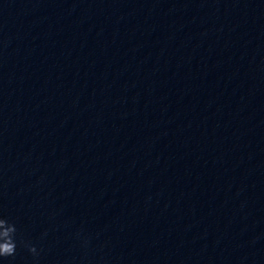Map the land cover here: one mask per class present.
I'll list each match as a JSON object with an SVG mask.
<instances>
[{
    "label": "clouds",
    "instance_id": "clouds-1",
    "mask_svg": "<svg viewBox=\"0 0 264 264\" xmlns=\"http://www.w3.org/2000/svg\"><path fill=\"white\" fill-rule=\"evenodd\" d=\"M18 244L27 249L34 258L39 256L37 247L31 241L19 238L16 224L0 216V259L14 257Z\"/></svg>",
    "mask_w": 264,
    "mask_h": 264
}]
</instances>
